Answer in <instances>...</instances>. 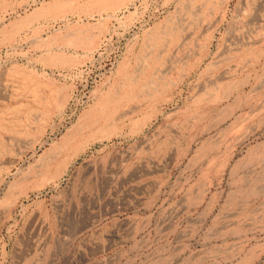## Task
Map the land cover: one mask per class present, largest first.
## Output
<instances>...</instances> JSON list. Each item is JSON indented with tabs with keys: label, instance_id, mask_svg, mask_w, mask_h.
Masks as SVG:
<instances>
[{
	"label": "rangeland",
	"instance_id": "rangeland-1",
	"mask_svg": "<svg viewBox=\"0 0 264 264\" xmlns=\"http://www.w3.org/2000/svg\"><path fill=\"white\" fill-rule=\"evenodd\" d=\"M108 1L0 0V264H264V195L168 187L264 183V0Z\"/></svg>",
	"mask_w": 264,
	"mask_h": 264
},
{
	"label": "crops",
	"instance_id": "crops-1",
	"mask_svg": "<svg viewBox=\"0 0 264 264\" xmlns=\"http://www.w3.org/2000/svg\"><path fill=\"white\" fill-rule=\"evenodd\" d=\"M194 101L187 105L188 111L186 117H196L197 106ZM170 104V101H162L159 97L157 102L158 116L167 117L165 107ZM156 105V104H155ZM249 106L245 104L244 110H249ZM163 114H162V110ZM192 111L194 115L192 116ZM145 117V116H143ZM212 157L211 161L205 166L202 164L196 165L194 159H190L189 163H184L181 168L182 179H177L169 183L170 191H172L175 197H209V198H236V197H253L264 195V183L263 181L255 182L254 184L247 186L240 177L239 174L244 172L239 165V161L236 155V151L239 149L238 143H212ZM245 149L259 150L260 146H249ZM250 157L256 156L249 153ZM257 155H262L258 153ZM231 156L235 157L232 159ZM200 176V177H198ZM189 177V178H188ZM225 178V179H224ZM244 192V193H242Z\"/></svg>",
	"mask_w": 264,
	"mask_h": 264
},
{
	"label": "bare ground",
	"instance_id": "bare-ground-1",
	"mask_svg": "<svg viewBox=\"0 0 264 264\" xmlns=\"http://www.w3.org/2000/svg\"><path fill=\"white\" fill-rule=\"evenodd\" d=\"M93 1H97V0H93ZM105 1H107V0H105ZM89 2H90V1H89ZM100 2H101V1H100ZM108 2L110 3V1H108ZM112 2H113V0H112ZM112 2H111V3H112ZM86 3H87V2H86ZM93 3H94V2H92L91 4L93 5ZM109 3H108V4H109ZM111 3H110V4H111ZM56 4H58V3H56ZM87 4H88V3H87ZM110 4H109V5H110ZM111 5H112V4H111ZM111 5H110V6H111ZM114 5H115V3H114ZM114 5H112V6H114ZM51 6H52V5H51ZM90 6H91V5H89V7H90ZM103 6H104V5H103ZM105 6H106V5H105ZM105 6H104V7H105ZM110 6H107V7L110 8ZM116 6H117V5H116ZM95 7H97V6H95ZM51 8H52V7H51ZM51 8H50V9H51ZM57 8H58V7H57ZM97 8H98V7H97ZM85 9H86V8H85ZM111 9H113V7H112ZM53 10H54V9H53ZM99 10H100V9H99ZM101 10H102V8H101ZM101 10H100V11H101ZM84 11L86 12V10H84ZM96 11H97V10H96ZM50 12H51V11H50ZM82 12H83V11H82ZM85 12H84V13H85ZM87 12H88V9H87ZM98 12H99V11H98ZM89 13H90V11H89ZM56 14H57V13H56ZM109 17H110V16H109ZM76 32H77V31H76ZM73 33H74V32H73ZM76 34H77V33H76ZM84 34H86V33H84ZM71 35H72V34H71ZM82 35H83V34H82ZM69 36H70V35H69ZM79 36H81V35H79ZM85 36H86V35H85ZM85 36H84V37H85ZM70 37H71V36H70ZM75 37H76V36H75ZM75 37H74V38H75ZM72 38H73V37H72ZM76 38H77V37H76ZM82 40H83V39H81V41H82ZM70 41L72 42L73 40L71 39ZM71 42H68V43H71ZM82 42H83V41H82ZM72 43H73V42H72ZM72 43H71V44H72ZM75 43H76V42H75ZM97 104H98V103H97ZM100 104H101V103H100ZM98 106H99V105H98ZM100 107H101V106H100ZM95 108H97V107H95ZM91 109H92V108H91ZM97 109H98V108H97ZM98 110H99V109H98ZM91 111H92V110H91ZM97 112H98V111H97ZM88 113H89V112H88ZM94 114H95V113H94ZM100 114H101V113H100ZM102 115H103V112H102ZM102 115H101V116H102ZM87 116H90V114L87 115ZM99 116H100V115H99ZM101 116H100V117H101ZM82 117H83V116H82ZM98 118H99V117H98ZM98 118H97V120L99 121ZM102 118H103V117H102ZM81 119H82V118H81ZM86 119H87V117H86ZM90 119H91V116H90ZM90 119H88V120H90ZM82 120H83V119H82ZM84 120H85V119H84ZM85 122H87V121H85ZM87 123H88V122H87ZM91 123H93V122H91ZM88 125H89V124H88ZM77 148H78V147H77Z\"/></svg>",
	"mask_w": 264,
	"mask_h": 264
}]
</instances>
